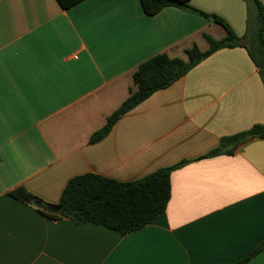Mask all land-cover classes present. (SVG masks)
Masks as SVG:
<instances>
[{"label":"crops","instance_id":"0c3cea01","mask_svg":"<svg viewBox=\"0 0 264 264\" xmlns=\"http://www.w3.org/2000/svg\"><path fill=\"white\" fill-rule=\"evenodd\" d=\"M188 5L246 32L243 0ZM202 33L224 35L197 12L147 15L139 0H0V264H231L261 245L264 137L230 152L220 143L264 124L263 83L243 47L210 54L88 142L141 62L205 48ZM163 167L165 210L128 233L48 208L74 176L126 182ZM19 186L37 200L10 196ZM244 264H264V247Z\"/></svg>","mask_w":264,"mask_h":264},{"label":"trees","instance_id":"16d2710c","mask_svg":"<svg viewBox=\"0 0 264 264\" xmlns=\"http://www.w3.org/2000/svg\"><path fill=\"white\" fill-rule=\"evenodd\" d=\"M62 8H69L81 0H57ZM189 0H139L147 15L159 12L163 7L174 6L197 12L224 31L222 37L202 33L205 48L196 42L183 50L181 56L170 57L158 53L141 62L132 74L135 86L128 96L108 116L102 126L93 131L88 142H96L106 135L115 122L128 110L149 97L153 92L166 88L184 76L193 66L222 48L243 47L258 67L264 87V5L259 0H243L246 5V32L238 37L227 22L214 13H205L188 5ZM264 137V124L253 125L249 130L222 138V146L236 144L248 137ZM172 167L159 168L134 181H117L93 173L74 176L66 183L58 202L60 210L55 213L81 223L102 224L125 234L139 229L161 214L170 196L169 174ZM9 195L22 202L37 200L24 187L12 189ZM51 216H54L51 214ZM264 247V241L252 253L231 264H244Z\"/></svg>","mask_w":264,"mask_h":264},{"label":"water","instance_id":"95a60500","mask_svg":"<svg viewBox=\"0 0 264 264\" xmlns=\"http://www.w3.org/2000/svg\"><path fill=\"white\" fill-rule=\"evenodd\" d=\"M48 208L50 210H59V206H57V205H48Z\"/></svg>","mask_w":264,"mask_h":264},{"label":"rangeland","instance_id":"374dc122","mask_svg":"<svg viewBox=\"0 0 264 264\" xmlns=\"http://www.w3.org/2000/svg\"><path fill=\"white\" fill-rule=\"evenodd\" d=\"M212 35L216 37V33H212Z\"/></svg>","mask_w":264,"mask_h":264}]
</instances>
